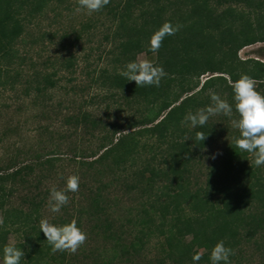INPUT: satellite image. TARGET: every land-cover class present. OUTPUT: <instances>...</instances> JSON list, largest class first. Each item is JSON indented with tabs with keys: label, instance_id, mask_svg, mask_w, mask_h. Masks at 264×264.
Returning <instances> with one entry per match:
<instances>
[{
	"label": "trees",
	"instance_id": "obj_1",
	"mask_svg": "<svg viewBox=\"0 0 264 264\" xmlns=\"http://www.w3.org/2000/svg\"><path fill=\"white\" fill-rule=\"evenodd\" d=\"M64 1L0 0L1 88L14 87L21 76L19 69L13 71V64L16 59H21L19 65L23 64L18 46L29 24L50 5ZM106 8L114 26L106 35L113 43L107 56H111L109 63L114 66L104 67L97 81L101 79L105 88L127 91L129 99L146 104L147 113L139 121L144 127L118 139L104 156L111 155L117 166L133 159L138 153L140 133L166 143L161 162L149 161L136 173L139 179L130 187L139 188L143 196L148 194L144 197L147 206L138 216L139 232L129 243L117 240V248L122 254L139 253L154 226L164 236L167 258L174 264H193L192 255L196 252L201 254L199 264L210 262L211 249L219 240L235 250L232 264H240L248 245H264V166L257 168L252 164L248 153L235 148L234 139L226 154L213 163L206 183L193 188L191 165L201 157L217 130L210 120L197 129H190L182 121L188 112L211 103L209 90L219 95L227 93L231 103L230 82L243 74L253 77L257 89L264 92V61L239 56L243 47L264 42V0H110ZM166 21L182 26L175 35L166 37L155 53V62L163 65L169 75L159 87H139L134 81H127L120 70L139 52L152 53L149 40ZM81 36L82 30L76 29L75 40ZM64 66L70 68L73 61L67 59ZM208 72L211 75L201 82V76ZM56 74L57 71L36 75L41 81L37 89L54 87ZM87 117L83 114L81 120L86 121ZM196 132L208 135L204 142L195 140ZM32 167L0 169V258L3 260L5 244H16L25 250L23 264H66L68 252H52L40 232L44 199L26 197L28 209L9 205L13 186L26 180ZM161 181L163 184L159 185ZM53 221L65 223L71 219L59 217ZM105 226L114 236L111 223ZM10 233L19 235L17 242L8 241ZM111 262L103 260L100 264Z\"/></svg>",
	"mask_w": 264,
	"mask_h": 264
},
{
	"label": "rangeland",
	"instance_id": "obj_2",
	"mask_svg": "<svg viewBox=\"0 0 264 264\" xmlns=\"http://www.w3.org/2000/svg\"><path fill=\"white\" fill-rule=\"evenodd\" d=\"M77 5L78 0L50 5L29 24L18 46L23 64H18L21 59L13 64V71L19 69L21 76L14 87H0V169L33 166L26 180L13 186L9 205L28 209L26 197L36 195L44 199L42 218L77 221L87 233V240L75 253L67 251L66 264H100L103 260H112L111 264H174L167 258L164 236L154 226L139 253L122 254L116 246L117 240L129 243L140 230L138 216L147 206L144 197L148 194L143 196L139 188L130 186L138 181L136 173L147 162H161L166 143L140 133L136 134L139 148L133 159L117 166L111 155L104 156L118 139L144 127L139 121L147 108L142 101L129 99L127 91L108 89L101 79L97 81L104 67L114 66L109 63L111 56H107L113 43L106 38L114 29L113 22L106 7L89 15L74 13ZM76 29L82 30L77 41ZM239 56L264 61V42L243 47ZM137 57L156 60L154 53L144 51ZM67 59L73 61L70 68L64 66ZM54 71L55 86L39 91L36 86L41 81L36 75ZM210 75H202L201 82ZM220 95L228 100L227 93ZM83 114L88 116L86 121L81 120ZM209 120L216 124L217 134L191 165L193 188L206 183L213 163L226 154L238 133L228 117L217 115ZM73 174L80 177L78 192L69 193V203L60 213H52L49 190L63 189L67 177ZM108 222L114 236L106 230ZM18 236L10 233L8 241L15 243ZM240 264H264V245H248Z\"/></svg>",
	"mask_w": 264,
	"mask_h": 264
},
{
	"label": "clouds",
	"instance_id": "obj_3",
	"mask_svg": "<svg viewBox=\"0 0 264 264\" xmlns=\"http://www.w3.org/2000/svg\"><path fill=\"white\" fill-rule=\"evenodd\" d=\"M109 3L110 0H78L74 13L85 12L90 15L99 12ZM181 27L166 21L150 38L149 51L157 53L165 38L175 35ZM119 74L127 81H134L139 87H159L162 80L169 75L163 65L139 57L128 61ZM230 84L233 92L231 103L218 93L209 90L211 103L195 112H188L182 124H186L190 129H197L203 128L214 116L228 117L233 127L239 132L234 140L235 148L240 152L248 153L253 158L251 163L257 168L262 167L264 166V92L257 89L255 79L247 74L241 75ZM234 113L236 118H233ZM207 136L203 132H196L195 140L204 142ZM79 184L80 177L73 174L67 177L63 189L52 187L48 197L50 211L60 213L61 209L69 203V193L78 192ZM39 228L54 253L57 251L75 253L87 240V233L75 219L58 223L44 217L39 221ZM2 253V264H23L26 255L24 248L16 244H5ZM234 255L235 250L224 240H219L211 249L210 264H232L231 257ZM200 260L199 252L192 255L193 264H199Z\"/></svg>",
	"mask_w": 264,
	"mask_h": 264
}]
</instances>
